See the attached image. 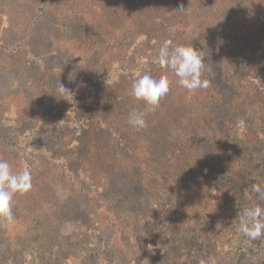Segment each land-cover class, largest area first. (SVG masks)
<instances>
[{
    "label": "trees",
    "instance_id": "trees-1",
    "mask_svg": "<svg viewBox=\"0 0 264 264\" xmlns=\"http://www.w3.org/2000/svg\"><path fill=\"white\" fill-rule=\"evenodd\" d=\"M166 38L201 51L207 88L188 91L153 62ZM26 69L32 90L11 94L19 107L0 109V159L32 173L31 189L11 207L41 242L35 254L58 245L47 223L57 214L51 183L73 179L72 155L83 190L106 200L122 173L140 178L135 192L173 196L201 176L204 153L226 159L214 166L217 184H241L243 162L264 154V117L254 123L247 109L264 107V0H0V71ZM146 72L166 73L170 91L138 129L130 116L144 105L129 93ZM58 83L69 93L58 95ZM165 163L175 170L166 174Z\"/></svg>",
    "mask_w": 264,
    "mask_h": 264
},
{
    "label": "rangeland",
    "instance_id": "rangeland-1",
    "mask_svg": "<svg viewBox=\"0 0 264 264\" xmlns=\"http://www.w3.org/2000/svg\"><path fill=\"white\" fill-rule=\"evenodd\" d=\"M57 46L72 53L78 63L84 62L86 55L69 43ZM31 75L27 69L0 71V109L20 106V97L11 94L29 93ZM255 106L247 107L248 116L260 123L264 107ZM251 156L252 164L248 159L243 162L241 184L236 180L225 182L224 187L217 184L219 172L214 166L222 159L204 153L201 176L186 189H176L173 196L158 191L135 192L140 178L122 173L110 196L98 200L83 190L76 156L72 155L73 179L51 183L57 199L51 210L57 214L47 222L49 239L60 248L35 254L41 242L32 241L30 223L14 220L0 235V263L144 264L148 259L150 264H264V236L250 239L238 227V213L244 208L254 204L264 208V200L257 193H248L256 183L264 189V154L255 152ZM175 168L165 163L162 171L170 174ZM148 195L161 196L159 203H146L143 199Z\"/></svg>",
    "mask_w": 264,
    "mask_h": 264
},
{
    "label": "clouds",
    "instance_id": "clouds-1",
    "mask_svg": "<svg viewBox=\"0 0 264 264\" xmlns=\"http://www.w3.org/2000/svg\"><path fill=\"white\" fill-rule=\"evenodd\" d=\"M184 9L181 8L180 11ZM153 62L159 69L170 70L177 78L181 87L188 91L199 88H207L209 82L201 80L202 70L205 67L201 51L192 45L174 44L171 38L163 40L159 47L158 55ZM170 91L168 75L162 74L154 77L150 73H143L133 81L130 87V95L136 102H142L144 109L133 111L130 116V124L135 128L146 126L145 116L158 107L162 97ZM56 93H69L60 83ZM32 187V173L28 168L13 171L10 163L0 159V223L8 224L14 221L11 202L15 194L27 193ZM253 191L258 194L260 200H264V189L259 185H253ZM238 227L240 232L250 238L258 239L264 236V208L258 204L244 208L238 213ZM144 264H150L148 259Z\"/></svg>",
    "mask_w": 264,
    "mask_h": 264
}]
</instances>
